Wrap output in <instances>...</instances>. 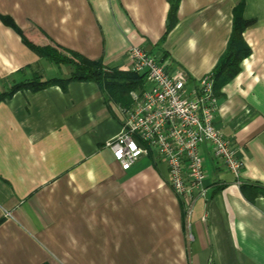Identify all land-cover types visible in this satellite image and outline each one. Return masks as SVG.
<instances>
[{"label": "crops", "instance_id": "1", "mask_svg": "<svg viewBox=\"0 0 264 264\" xmlns=\"http://www.w3.org/2000/svg\"><path fill=\"white\" fill-rule=\"evenodd\" d=\"M169 6L0 0V94L35 76L70 75L22 36L107 70L128 71L136 45L195 84L213 74L241 8L254 20L242 32L250 53L218 88L213 121L237 150L239 176L202 143L205 193L179 197L155 151L126 171L114 160L123 106L96 82L17 90L0 99V264H264V195L252 187L264 186V0H179L170 28Z\"/></svg>", "mask_w": 264, "mask_h": 264}, {"label": "built area", "instance_id": "2", "mask_svg": "<svg viewBox=\"0 0 264 264\" xmlns=\"http://www.w3.org/2000/svg\"><path fill=\"white\" fill-rule=\"evenodd\" d=\"M127 48L128 71L144 74V82L130 92L131 104L121 112L124 129L109 144L121 169L155 151L167 164L171 190L192 198L196 189L200 196L205 193V172L198 148L209 143L212 155L238 177L242 162L237 150L213 123L218 108L213 74L187 84L181 69L168 72L163 61L142 47Z\"/></svg>", "mask_w": 264, "mask_h": 264}, {"label": "trees", "instance_id": "3", "mask_svg": "<svg viewBox=\"0 0 264 264\" xmlns=\"http://www.w3.org/2000/svg\"><path fill=\"white\" fill-rule=\"evenodd\" d=\"M169 3L168 28L176 21L175 13L179 0H169ZM253 22V19H245L242 17L241 8L235 10L231 36L227 43V48L220 55L216 66L212 70L214 77L213 90L215 94L222 84L231 80L238 73L240 62L250 53L249 47L243 43L242 32L243 29ZM12 27L21 34L20 30L13 23ZM21 39L34 52L42 57L50 58L55 64H68L71 67L70 75L65 79L54 78L44 81L39 76L32 77L33 79L31 80L12 85L8 91L0 94V99L10 97L17 90L39 91V89L48 86L52 87V85H60L65 90L70 81H93L108 95L119 101L123 108H128L131 104L130 92L139 89L143 85L144 74L118 69L107 70L99 60H89L87 57L75 51L59 46H37L30 43L24 36ZM252 187L254 196L264 195V186L254 185Z\"/></svg>", "mask_w": 264, "mask_h": 264}, {"label": "rangeland", "instance_id": "4", "mask_svg": "<svg viewBox=\"0 0 264 264\" xmlns=\"http://www.w3.org/2000/svg\"><path fill=\"white\" fill-rule=\"evenodd\" d=\"M66 69V68H65ZM64 71V69H62Z\"/></svg>", "mask_w": 264, "mask_h": 264}]
</instances>
